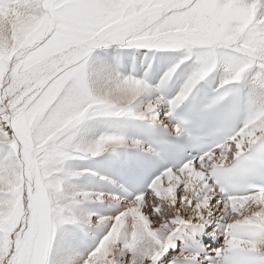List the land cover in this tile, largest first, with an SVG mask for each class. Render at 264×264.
<instances>
[{"label":"snow or ice","instance_id":"snow-or-ice-1","mask_svg":"<svg viewBox=\"0 0 264 264\" xmlns=\"http://www.w3.org/2000/svg\"><path fill=\"white\" fill-rule=\"evenodd\" d=\"M109 48L180 55L150 87ZM0 178V264H264V0H0Z\"/></svg>","mask_w":264,"mask_h":264},{"label":"bare ground","instance_id":"bare-ground-1","mask_svg":"<svg viewBox=\"0 0 264 264\" xmlns=\"http://www.w3.org/2000/svg\"><path fill=\"white\" fill-rule=\"evenodd\" d=\"M28 24H29V22L27 20H23V19L17 18V20L14 23V30H15L16 35L19 36V35L23 34V32L27 29ZM123 50H125L123 62L126 61L127 64H129L131 62L132 51L134 49H123ZM115 51H116V49L109 48V49L104 50L103 53L106 56L112 58V57H114V56L117 55L115 53ZM128 51H130V52H128ZM163 51H166V53L169 55V57H170L171 60L172 59L174 60V58H176V57H178L180 55V53H179L178 50H155V49H152L151 50V52H152L151 55L153 53H157L158 55H161L163 53ZM96 59L97 58H94V60H92L90 63H93L94 64L96 62ZM103 60H105V59H103ZM209 79H210V77H209ZM97 87L98 86L95 83H93V89L95 90V89H97ZM149 98L150 97H148L147 95H145V96L142 97V99L145 102H147V100ZM115 132L119 133L121 131L116 130ZM92 161H97V160L96 159L89 160V164H87V163L84 164V169H88V170L94 171V172L95 171H99L101 175L108 174V173H105L103 170L99 169L97 167V165H92L91 164L93 166V168H90L91 166H89V165H90V163H92ZM73 181L76 182V183H73L72 185H74L78 189H90V190H93V191L100 190L99 189V186L94 185L93 183H90L87 178H75ZM4 183H5V181L3 180V178H0V185H2ZM9 186L11 187L12 185H9ZM105 207H106V204H105ZM106 214H112V212L111 211H108V212H106ZM2 218L3 217L0 216V219H2ZM183 231L184 232H187V228L184 229ZM177 241H179V239H177L176 242ZM177 250H178V248H177Z\"/></svg>","mask_w":264,"mask_h":264},{"label":"rangeland","instance_id":"rangeland-1","mask_svg":"<svg viewBox=\"0 0 264 264\" xmlns=\"http://www.w3.org/2000/svg\"><path fill=\"white\" fill-rule=\"evenodd\" d=\"M104 55H100L99 53H93V60L94 58H99L100 60H103ZM87 163V160H71V161H66L65 165L68 169L72 170V171H81L84 170V164ZM75 178H73L74 180ZM71 181V184L76 183L74 181ZM184 230V229H183ZM180 240V239H179ZM178 242V241H177ZM177 242H176V247L175 248H170L169 252L172 254H175V252H178L179 250H177ZM179 249V248H178Z\"/></svg>","mask_w":264,"mask_h":264}]
</instances>
